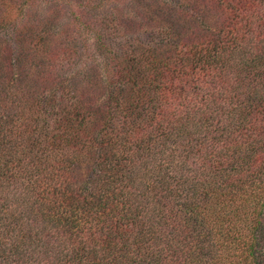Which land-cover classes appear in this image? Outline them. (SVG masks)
I'll use <instances>...</instances> for the list:
<instances>
[{
	"label": "trees",
	"instance_id": "obj_1",
	"mask_svg": "<svg viewBox=\"0 0 264 264\" xmlns=\"http://www.w3.org/2000/svg\"><path fill=\"white\" fill-rule=\"evenodd\" d=\"M0 264H264V0H0Z\"/></svg>",
	"mask_w": 264,
	"mask_h": 264
}]
</instances>
